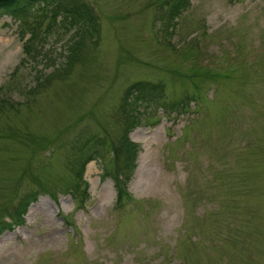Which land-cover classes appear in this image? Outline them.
Instances as JSON below:
<instances>
[{
    "label": "rangeland",
    "instance_id": "obj_1",
    "mask_svg": "<svg viewBox=\"0 0 264 264\" xmlns=\"http://www.w3.org/2000/svg\"><path fill=\"white\" fill-rule=\"evenodd\" d=\"M85 1L99 31L76 57L50 5L0 16V218L37 191L0 264H264V0H190L171 19L164 0ZM141 80L163 92L139 104L117 202L121 104Z\"/></svg>",
    "mask_w": 264,
    "mask_h": 264
},
{
    "label": "trees",
    "instance_id": "obj_2",
    "mask_svg": "<svg viewBox=\"0 0 264 264\" xmlns=\"http://www.w3.org/2000/svg\"><path fill=\"white\" fill-rule=\"evenodd\" d=\"M163 3L167 6V15L171 19L177 16L183 9L189 6L190 0H164ZM50 5L51 15H62L61 19L67 20V22L75 26V46L72 48L71 56L76 57L77 50L85 39L86 35L92 36L93 33L98 34V17L95 13L92 5L85 0H0V16L3 14H9L14 18H25L31 14V10L34 6ZM89 33V34H86ZM33 35V31H31ZM71 57V58H72ZM73 59V58H72ZM71 62V61H70ZM163 85L161 83H151L148 81H136L125 88L124 96L121 104V115L124 121V128L120 137L119 145L113 150L114 158L117 161L115 172L124 174V179H114L117 192V202H120L124 196H128L127 183L130 180L132 171L136 167L137 158V146L130 139L129 133L140 122L137 113V107L142 102L148 103L159 97L163 92ZM151 90H158L157 96L151 95ZM89 141L93 144L89 145ZM96 139H88L82 143L78 148V155L76 156V162L79 163L78 176L79 181L82 183V176L86 164L93 159L95 154L98 153V147H100ZM124 170H121L120 167ZM116 173V174H117ZM109 175H113L109 172ZM80 183L75 184L69 190L76 195L80 188ZM85 187L82 189L84 195L86 192V182H83ZM36 192H31L23 196L14 208L7 213L10 216V221L0 218V234L6 230L11 229L15 225L23 224L24 215L27 212V208L30 202L37 198Z\"/></svg>",
    "mask_w": 264,
    "mask_h": 264
}]
</instances>
